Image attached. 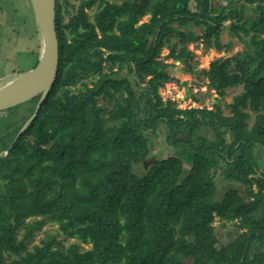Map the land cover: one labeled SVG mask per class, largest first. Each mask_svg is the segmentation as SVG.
Listing matches in <instances>:
<instances>
[{"label": "trees", "instance_id": "trees-1", "mask_svg": "<svg viewBox=\"0 0 264 264\" xmlns=\"http://www.w3.org/2000/svg\"><path fill=\"white\" fill-rule=\"evenodd\" d=\"M65 6L55 0L56 76L35 117L14 140L39 96L0 112L14 119L0 128V264H264V0H78L64 20ZM224 31L241 52L202 72L218 95L242 86L231 113L163 100L162 47L186 62L200 38L227 48ZM215 217L241 231L219 244ZM46 223L73 240L29 249Z\"/></svg>", "mask_w": 264, "mask_h": 264}, {"label": "rangeland", "instance_id": "rangeland-1", "mask_svg": "<svg viewBox=\"0 0 264 264\" xmlns=\"http://www.w3.org/2000/svg\"><path fill=\"white\" fill-rule=\"evenodd\" d=\"M60 1L63 5H65V3L67 4L65 9L68 10L69 13L63 9L64 20H66L74 12L78 0ZM193 4V2L190 3V8L192 10L194 9ZM0 6L1 86L16 74L13 73L11 76H6L7 74H11L13 70L26 71L35 64L37 60L36 54L31 53V50L34 47V39L27 35L32 34V29L37 23L35 21L30 0H0ZM21 18H25L26 20L25 28L22 25L24 21L23 19L21 20ZM147 19L148 16L146 15L142 17L141 21H146ZM194 30L198 32L199 28L194 27ZM25 31H27V33H25ZM35 35V43L39 46L40 50L41 33L39 27L36 30ZM220 42L223 46L227 45L228 47H223L220 50H217L214 45H206V42L202 38L187 44V48L191 51V60L186 62L182 61V59L166 57L165 55L168 54L169 50L165 46L162 47L160 58H163V61L168 64L167 72L170 76V79L158 88V93L163 100H169L179 108L207 107L208 109H212L214 108V103L217 102L224 115L231 113L229 104L232 102V98L241 92L242 86L238 85L226 88L222 95H218L213 89L208 87V78L205 77L202 70H207L210 62L215 58L230 57L241 52L243 44L239 42L237 38L228 36L226 31L221 34ZM187 63L190 65V68H187ZM193 96L197 98L196 101H194ZM242 110L248 112L249 117L247 118V122L250 126L254 121L256 112L249 110L248 108ZM6 114H0V128L9 126L14 120L12 115ZM201 132L210 137L212 136V132L208 129H203ZM155 133L156 137L154 138V149H152V152H159L161 156H164L165 153L171 151L172 148L165 140L164 127L162 124L158 126ZM8 140V138L0 139V152L7 150L6 146ZM150 160H152V158L146 160V164L143 165L145 168H147ZM141 167L142 166L138 167V171H142ZM261 170H264V167L261 166ZM218 175H220V173H218ZM227 185H231V183H220L218 186L219 191L223 192ZM236 187L239 190V193L243 194V187L240 185H237ZM213 225L214 233L219 244L230 242L241 231V229H238L232 222L223 223L217 217H215ZM50 234H54L55 238L62 240L64 244L73 240L72 238L65 237L57 225L46 223L40 230L34 232L33 239L29 243L28 248L31 249L34 244H40V240L47 238ZM252 250H258L257 246L253 245ZM185 264H189V261H185Z\"/></svg>", "mask_w": 264, "mask_h": 264}, {"label": "water", "instance_id": "water-1", "mask_svg": "<svg viewBox=\"0 0 264 264\" xmlns=\"http://www.w3.org/2000/svg\"><path fill=\"white\" fill-rule=\"evenodd\" d=\"M35 21L41 33V47L36 64L15 74L0 86V112L39 96L31 116L18 130L16 137L35 117L56 76L58 40L55 28V0H30ZM7 153L0 152V156Z\"/></svg>", "mask_w": 264, "mask_h": 264}, {"label": "crops", "instance_id": "crops-1", "mask_svg": "<svg viewBox=\"0 0 264 264\" xmlns=\"http://www.w3.org/2000/svg\"><path fill=\"white\" fill-rule=\"evenodd\" d=\"M4 25H5V24H4ZM33 25H34V24H33ZM9 26H11V25H9ZM34 26H35V27H33V29H32V31H33L32 34L38 29V25H37V24L34 25ZM2 27H3V26H2ZM32 34H31V35H32ZM39 51H40V50H39ZM38 56H39V53H38ZM37 59H38V57H37ZM13 73H16V74H17L18 71L13 70L11 74H7L6 76H9V75L11 76ZM14 75H15V74H14ZM14 75H13V76H14ZM4 77H5V76H4ZM0 78H2V77H0ZM11 78H12V77H11Z\"/></svg>", "mask_w": 264, "mask_h": 264}]
</instances>
